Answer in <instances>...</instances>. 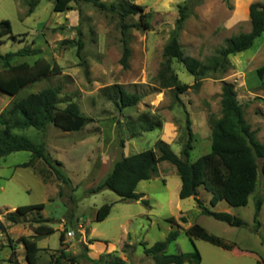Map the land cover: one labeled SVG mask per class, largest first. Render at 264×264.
<instances>
[{
	"label": "rangeland",
	"instance_id": "obj_1",
	"mask_svg": "<svg viewBox=\"0 0 264 264\" xmlns=\"http://www.w3.org/2000/svg\"><path fill=\"white\" fill-rule=\"evenodd\" d=\"M16 1L21 2L20 8L16 7ZM121 1L99 2L109 7L111 3ZM127 1L144 8L148 29L140 26L136 16L125 18V23L138 27L125 32L131 53L129 67L124 69L120 65L123 37L116 12L102 10L92 3L72 2L71 10L66 15H74L76 27L68 28L67 19H54V25L43 27L54 13L50 1L40 0L34 20L24 22L21 12L27 13V0H0V21L10 22L14 37L5 38L0 46V54L15 53L25 46L33 47L40 54L17 57L11 63H32L41 57L59 69V73L24 88L14 98L0 92V113L13 100H20L47 87H59V107L64 108L68 102L76 103L80 112L92 120L87 128L77 132H62L53 126H49L44 133L33 129L15 132L32 143L44 142L51 157L62 163L73 190L56 181L41 160L34 161L32 167H22L30 160L29 152L11 153L0 159V214L9 207L38 203L46 206L44 213L52 218L53 221L48 224L54 233L40 241L39 247H46L47 252H40L38 264L48 262L51 252L54 253L50 255H58L62 228L60 215L64 214L66 223L63 230L65 233L72 232L71 238L64 235V240L67 238L70 251L75 254L68 253L70 258H74V261L71 260L74 264H154L140 244L151 247L164 240L171 231L178 232V237L167 247V254L192 253L196 250L200 254V264H260L261 260L264 261V203L261 226H255L253 214L254 197L262 194L261 167L264 158L257 159V186L245 207L229 208L221 202L214 209L209 204L211 195L199 189V199L205 208L212 212H225L223 210L228 208L242 220L244 225L241 227H231L201 214L193 198L180 200L177 174L171 176L161 172L163 165H170L175 170L168 162L159 167V174L166 176V184L152 177L137 187L138 192L146 194L144 200L148 206L140 201L122 202L108 190L96 194L89 192L103 180L113 165L112 162L110 166H103L105 157H114L126 139L133 141L135 149L131 154L153 149L157 129L144 132L141 137L139 135L147 125H155L162 119L176 123V142L179 145L174 144L169 148L179 157L180 148L187 140V109L195 115L194 130L191 129L195 142L189 159L195 161L209 153L212 124L221 115V88L224 83L232 86L250 130L254 132L256 140L264 144V33L250 49L230 55L226 70L216 69L197 79L186 71L183 64L172 59V74L180 84L191 87L178 95V99L174 88L160 89L162 79L158 78L166 60L163 57L164 47L175 33L178 7L185 8V19L177 33L181 51L184 56L199 61L207 70L212 69L211 60L230 37L250 31L247 8L237 0H173V4L167 8L162 6L163 0ZM78 40L82 43L79 56ZM4 68L5 64L0 61V71ZM260 69L263 71L261 77L257 73ZM113 85H118L129 94L138 95L139 102L120 111L117 90L111 89ZM140 117H145L146 124L141 123ZM43 180L49 185H45ZM56 188L62 191V196H58L57 192L54 200L47 202L55 194ZM105 204L110 205V212L106 219L96 222L95 214ZM31 217H35V214ZM31 217L22 223L23 227H32L33 224L29 222ZM74 217L85 226L82 232L75 227V221L72 222ZM170 217L174 223L167 221ZM193 224L225 243L234 244L235 248L227 251L200 239L189 238L186 230ZM22 234L17 233L15 238ZM92 239L98 240L90 252L91 257L98 258L97 263L84 257L86 242L90 244ZM1 247L3 245L0 244ZM244 250L247 253L242 252ZM10 254L8 247L0 250V264H15L8 260ZM12 259H15V255Z\"/></svg>",
	"mask_w": 264,
	"mask_h": 264
},
{
	"label": "trees",
	"instance_id": "obj_2",
	"mask_svg": "<svg viewBox=\"0 0 264 264\" xmlns=\"http://www.w3.org/2000/svg\"><path fill=\"white\" fill-rule=\"evenodd\" d=\"M53 4L52 10L55 13H63L70 9V3L83 1L92 3L94 6L111 12H116L120 20V30L122 35V56L120 65L122 68L129 67L130 49L128 47L125 32L128 29L136 28V24L125 23V18L136 16L140 26L145 30L148 24L145 21L147 13L144 8L127 0L113 2L107 7L100 3V0H48ZM38 0H27L28 10L26 15H30L37 6ZM178 18L175 21V33L165 45L163 57L166 59L158 73L160 89L174 88L175 93L181 95L191 87L180 84L171 71V60L175 59L183 64L186 71L195 79L213 72L216 69L226 70L227 59L230 55L238 54L250 49L254 41L264 33V0L253 2L248 7L250 20V31L230 37L226 45L216 52V56L211 60L212 69L206 67L190 57L184 56L177 41V33L185 19V8L178 7ZM78 35H80L78 33ZM13 37L11 25L8 20L0 21V46L4 44L5 38ZM14 38V37H13ZM82 47L81 41H77V55H80ZM40 54L39 50L23 47L15 53L0 54V61L5 64V68L0 71V92L14 98L24 88L49 78L57 73L59 69L56 65L50 64L44 58L38 57L32 64L20 62L12 64V60L17 57H32ZM258 76L263 74L262 69L257 71ZM168 75V78H167ZM197 83V81H196ZM109 88V87H106ZM117 90V102L119 110L135 106L140 97L136 94H129L118 85L111 86ZM115 93V92H114ZM59 87H47L37 93L29 94L20 100H13L12 103L0 113V159L11 153L26 151L30 153V160L22 164L24 168L32 167L33 162L41 160L49 174L54 176L56 181L68 189H72L71 180L68 177L60 161L51 157L46 149L45 143H32L24 136L15 132L33 129L44 133L49 126H53L62 132L81 131L92 120L84 116L76 103L68 102L64 108L59 104ZM220 117L212 124L211 129V150L209 153L199 157L194 162L189 159L190 151L193 149V133L188 115L186 118L187 140L180 156H176L170 151L167 144L162 141L155 142L153 149L144 150L128 157L121 156L116 160L108 174L103 180L90 189L91 194H96L108 190L118 196L122 202H138L148 206V202L141 194L135 192L136 186L141 181L151 179L156 175L157 165L168 162L176 169L181 186L178 193L180 200L193 198L201 214L212 217L218 222L225 223L231 227H241L244 225L241 219L227 213L212 212L205 208L199 199V189H203L211 195L209 204L214 207L218 202L224 201L230 207H245L249 197L254 194L258 180L257 159L264 158V144L256 140L254 132L244 119L243 110L235 98L233 88L229 84H223L221 88ZM145 117H140L141 123L146 124ZM160 127V123L147 125L143 132L153 131ZM39 174H41L39 172ZM262 194L254 197L253 222L259 226L258 216L264 198V164L261 167ZM43 177V176H42ZM44 181V180H43ZM58 196H62V191L58 190ZM43 204H33L19 206L12 213H7L4 220L15 225L24 220L27 214L34 213L32 219L36 227H32L33 236L22 237L20 243L25 250V260L27 264L37 263L38 248L37 240L41 236H49L53 233L50 227L45 226L49 220L43 219L39 212ZM110 205H102L95 214V221L101 222L108 216ZM169 223H174L172 217L168 218ZM186 222L185 219H182ZM5 226L0 222V231H5ZM65 231L60 232L59 244L62 247ZM189 238H197L212 245L230 251L234 244L225 243L220 238L209 234L204 228L193 224L186 230ZM178 232L171 231L164 240L156 242L151 247L140 244L144 247L146 256L151 257L154 264H200V254L195 250L192 253L167 254V247L176 241ZM96 240H91V243ZM12 252L9 261L13 260ZM70 255L62 249L57 256L52 255L48 264H59L65 260H72ZM93 263L98 261L91 260Z\"/></svg>",
	"mask_w": 264,
	"mask_h": 264
},
{
	"label": "crops",
	"instance_id": "obj_3",
	"mask_svg": "<svg viewBox=\"0 0 264 264\" xmlns=\"http://www.w3.org/2000/svg\"><path fill=\"white\" fill-rule=\"evenodd\" d=\"M51 2V1H50ZM237 2L242 6V7H245L247 8V11H248V7L251 3H253L252 0H237ZM52 3V2H51ZM40 4V0H38V3H37V6L34 8L33 12L30 14V15H26L24 14V12L22 11L21 9V17H22V20H24V22H26L27 20H34L35 18V11L37 10L38 6ZM173 4V0H163V3H162V6L165 8L167 7H170L171 5ZM15 5L16 7L20 8L19 6L21 5V2H15ZM53 7V4L51 6V8ZM53 11V10H52ZM68 11L66 12H63V13H53L51 15V18L50 20L46 21L44 24H43V27L49 25V24H55L53 22L54 19H59V20H64V19H67L68 20V28H71V27H76L77 26V22H76V19L74 17V15L72 16H69V15H66ZM61 17V18H60ZM249 17V15H248ZM41 23H39L40 25ZM42 25V24H41ZM31 49H35L33 47H30ZM35 50H38V49H35ZM34 62V61H33ZM32 62V63H33ZM32 63H29V64H32ZM37 83V82H36ZM187 114H188V117L190 119V123H191V129H193L194 127V117L195 115L191 112V110L187 109ZM194 112V111H193ZM181 118H183V115L181 114ZM92 122L88 123V124H91ZM87 124V125H88ZM205 124H206V121H205ZM86 125V126H87ZM84 127V128H87V127ZM83 128V129H84ZM82 129V130H83ZM157 129V132L158 134L156 135V138L154 139V144L155 142L157 141H162L164 142L165 144H167L169 147L172 146V145H179L177 142H176V138H177V126H176V123L172 122L171 120H164L162 119V121H160V127L159 128H156ZM194 130V129H193ZM192 130V133H193V136L194 135V131ZM144 132H142L139 136L141 137L143 135ZM82 142L84 143L85 141L82 140ZM194 142H195V137H194ZM193 142V143H194ZM153 144V146H154ZM193 146V144H192ZM181 147V146H180ZM132 149V150H131ZM135 147L133 145V141L132 139L128 138L125 140V142L123 143V147L120 151H118L114 157H105L106 161L102 163V165H107L109 164L112 165V162L114 163L116 160H118L121 156H124V157H128L131 154V151H134ZM182 148H180V152H181ZM144 151V150H143ZM134 154H136V152H134ZM191 162H194V161H191ZM164 163V162H162ZM160 163V164H162ZM160 164L157 165V172H156V175L154 176V178H158L159 180H161L163 183L166 184V176H164L163 174H159V167H160ZM163 169L161 170V172L163 173L164 172H167L168 174H170L171 176H174V174H176V169L173 170L172 167H170V165H163ZM175 168V167H174ZM178 176V175H177ZM179 178V177H178ZM45 185H49L47 183H45L44 181H42ZM143 181H141L140 183H142ZM139 186V183L138 185L136 186V189H135V192L137 194H141L143 196V199L146 197V194L145 193H142V192H138L137 191V187ZM180 186H181V182H180V179L179 181L177 182V193H179V190H180ZM200 190H203V189H200ZM58 192L57 188L55 190V194L54 195H51L49 197V199L47 200V202H52L54 200V196L56 195V193ZM191 198V197H190ZM190 198H186V199H190ZM211 198V197H210ZM192 199V198H191ZM210 201V199H209ZM221 202H224V201H220L218 202L213 208L216 209L218 206H219V203ZM225 203V202H224ZM263 203H264V200H263ZM263 203H262V206H263ZM43 204V203H42ZM229 208H233V207H230L227 203H225ZM248 204V203H247ZM77 205V204H76ZM262 206H261V209H260V212H259V216H258V222H259V225L261 226L262 225V221H261V218H262ZM17 207H9V208H5V211L1 212V215L0 214V222L5 226V231H0V244L3 245V247L0 248V250H2L3 248H6L8 247L10 250H11V253L13 252L14 255H15V261L16 262H13V261H10V262H13L15 264H21V262L23 264H27L26 263V260H25V250H24V247L22 246V244L20 243V239L22 237H29V236H33V231H32V227H36L37 224H34L32 222V219H34V217L32 218V213L30 214H27L25 217H24V220L21 218V222L18 223V224H15V225H11L9 223H7L5 220H4V216L7 214V213H12L15 211ZM77 208H78V205H77ZM240 208V207H239ZM45 209H46V206L43 204V208L42 210L39 212L40 216L43 218V219H47L49 221H53L52 218H50L47 214V216L45 215ZM64 209V207H63ZM225 212H222V213H227L231 216H235V213H233L232 211H230L228 208H226V210H223ZM65 215V214H64ZM64 215H60L61 216V220H60V227L61 230L60 231H63L64 229V225H65V220L63 219ZM31 217V221H29L30 223H32V227L29 228L28 226L27 227H23L22 226V223H25L27 222V220H29ZM236 217V216H235ZM54 219V218H53ZM26 220V221H25ZM55 220V219H54ZM75 221V227L79 229V231H83L85 229V226L83 224H81L77 219H75V217L72 219V222ZM261 221V223H260ZM5 222V223H4ZM45 226L47 227H50L48 223H45L44 224ZM84 227V229H83ZM51 228V227H50ZM52 229V228H51ZM53 230V229H52ZM54 231V230H53ZM23 233L22 236H20L18 239L15 238V235L17 233ZM67 232H71V231H67ZM54 233V232H53ZM66 236V233L64 234ZM45 236H41L37 242H36V245H37V248H38V253H37V263L38 264V255L40 254V252H44L46 253V247H39V243L40 241L44 238ZM67 237V236H66ZM6 238V239H4ZM68 238H71V237H68ZM92 240H96V239H92ZM98 242V240L96 241H93L92 244H88L86 242V247H85V250H86V254L84 255V257L91 261V260H94V261H97L98 258H95V257H91L90 256V252L91 250L94 248V243ZM225 242V241H224ZM227 243V242H226ZM69 242L67 241V238L63 241V250L67 253H70L72 254L73 256L75 255L74 253H72L70 251V246L68 245ZM62 247L60 246L59 250L62 249ZM84 248V247H83ZM92 248V249H91ZM234 248H235V245H234ZM232 248V249H234ZM231 249V250H232ZM100 252H104V251H100ZM244 253H247L246 250L242 251ZM51 253H54V252H51ZM51 253H49V258L51 259V256L53 255H50ZM99 253V252H98ZM11 255V254H10ZM10 258V256H9ZM8 258V260H9ZM50 262V260H48V262H45V264H48ZM260 264H264V261L261 260Z\"/></svg>",
	"mask_w": 264,
	"mask_h": 264
},
{
	"label": "built area",
	"instance_id": "obj_4",
	"mask_svg": "<svg viewBox=\"0 0 264 264\" xmlns=\"http://www.w3.org/2000/svg\"><path fill=\"white\" fill-rule=\"evenodd\" d=\"M66 236L67 237H71L72 236V232H67L66 233ZM59 264H74L71 260H65V261H62L61 263Z\"/></svg>",
	"mask_w": 264,
	"mask_h": 264
}]
</instances>
